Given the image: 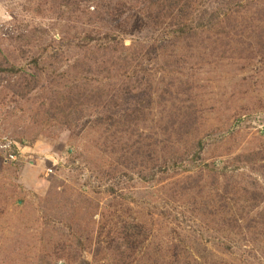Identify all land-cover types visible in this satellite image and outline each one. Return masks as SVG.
I'll list each match as a JSON object with an SVG mask.
<instances>
[{
    "label": "rangeland",
    "instance_id": "1",
    "mask_svg": "<svg viewBox=\"0 0 264 264\" xmlns=\"http://www.w3.org/2000/svg\"><path fill=\"white\" fill-rule=\"evenodd\" d=\"M0 264H264V0H0Z\"/></svg>",
    "mask_w": 264,
    "mask_h": 264
},
{
    "label": "built area",
    "instance_id": "2",
    "mask_svg": "<svg viewBox=\"0 0 264 264\" xmlns=\"http://www.w3.org/2000/svg\"><path fill=\"white\" fill-rule=\"evenodd\" d=\"M3 146H4L6 149H8V151H7L8 159H11V160L16 161L18 155H17V153H15L14 151H12V149H11V148H12V144H11V143H5ZM9 150H10V151H9Z\"/></svg>",
    "mask_w": 264,
    "mask_h": 264
}]
</instances>
